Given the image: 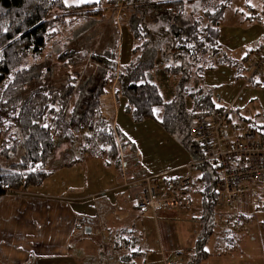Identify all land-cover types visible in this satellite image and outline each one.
Masks as SVG:
<instances>
[{"label": "trees", "instance_id": "trees-1", "mask_svg": "<svg viewBox=\"0 0 264 264\" xmlns=\"http://www.w3.org/2000/svg\"><path fill=\"white\" fill-rule=\"evenodd\" d=\"M66 1L0 0V73L7 85L1 103L11 123L6 133L9 140L0 149V197L6 192L22 193L40 187L50 173L35 172L33 167H42L63 142L71 144L73 153L79 144L83 151L90 150L92 157H105L108 164L120 168V152L135 148L103 117L102 96L108 88L113 87L117 101L125 99L126 112L135 122L153 120L168 134L179 130L188 138L197 117L226 110L216 108L211 96L201 89L194 94L184 90L189 72L194 69L202 77L203 67L189 68L181 77L183 83L177 95L168 102L148 78L159 55L179 59L181 65L165 68L166 73L175 75H182L202 58L206 61L212 54L216 57L220 26L233 0H124V6L129 3L126 7L139 17L137 24L130 26L135 42L130 63L118 64L116 45L102 52L66 49L57 55L58 64L69 67L87 62L97 68V73L84 80L80 73H68L64 83L55 86L45 82L37 64L28 61L39 59L56 36L58 25L93 19L102 12L100 4L71 6ZM253 1L264 4V0ZM107 3L119 5V0ZM53 11L61 13L54 15ZM151 16L157 17L154 26L146 20ZM247 60L248 55L241 67L246 68ZM248 78L251 81L253 77ZM190 98L189 110L186 102ZM250 127L263 134L260 129ZM190 143L199 158L198 148ZM196 173L189 193L195 192L199 197L203 230L196 238L188 264H198L209 255L206 247L214 233L220 200L218 169L202 162Z\"/></svg>", "mask_w": 264, "mask_h": 264}, {"label": "rangeland", "instance_id": "rangeland-1", "mask_svg": "<svg viewBox=\"0 0 264 264\" xmlns=\"http://www.w3.org/2000/svg\"><path fill=\"white\" fill-rule=\"evenodd\" d=\"M103 1H97L102 11L100 16L58 25L56 36L48 42L39 59L28 61L29 64L35 63L42 69L45 82L60 86L68 73H80L83 80L97 73V68L87 62L69 67L58 64L57 55L66 49L102 52L105 48L116 45L118 64L125 66L130 63L131 51L135 45L130 26L134 27L139 17L126 7L127 4L129 5L127 2L121 7L118 4L108 5L107 1ZM88 2L89 0L66 1L67 5L71 6H80ZM60 13L52 12L54 15ZM254 14L257 16L254 17ZM251 16L254 18L252 19ZM156 18L151 16L146 20L150 26H154L157 22ZM263 36V5L253 0H233L225 11L224 22L220 27V48L216 57L212 54L206 61L202 58L196 65L182 72V75H175L166 73L165 68L171 69L181 65L179 59L174 60L170 55L164 57L159 55L155 68L149 72L148 80L157 86L163 99L168 102L177 95L178 87L183 83L181 77L187 74L189 68L203 67L205 71L202 77H198L199 71L194 69L192 70L194 72H189L190 76L183 85L187 94H194L201 89L202 93L211 96L216 108L231 107L234 114L250 126L260 129L264 134V69L248 81L252 72L251 69L248 71L251 52L264 45ZM246 55L248 60L245 68L241 67V64ZM116 100L113 87L108 88L102 96L101 111L114 130L122 132L134 145V151L128 148L120 152L121 166L137 165L138 172L143 173L144 176H154L153 174L157 172L178 170L184 164L198 161V156L185 133L178 130L174 134H168L153 120L135 122L126 112L125 99L119 98L118 103H114ZM186 107L189 110L192 108L191 98L187 100ZM79 146L78 144L74 153H76L75 159L80 163L73 164L72 158L69 166H59L60 168L53 170L43 182L50 181L49 185H46L45 190L42 191L84 199L74 203L73 207L77 212L83 209L88 217L95 220L98 227L96 231L100 237L99 244L103 250H106L109 248L106 241L108 233L127 228L129 224L135 223L140 213L129 203L128 208L113 207L106 212L93 209L95 200L112 199L116 194L114 190L120 188L118 186L121 185V175L117 168L108 164L105 157L94 158L90 150L85 152ZM119 192L123 191L119 190ZM218 207L226 209L222 204ZM129 228L132 229L130 226ZM87 230L89 227H83L81 230L86 237Z\"/></svg>", "mask_w": 264, "mask_h": 264}, {"label": "crops", "instance_id": "crops-1", "mask_svg": "<svg viewBox=\"0 0 264 264\" xmlns=\"http://www.w3.org/2000/svg\"><path fill=\"white\" fill-rule=\"evenodd\" d=\"M92 1L83 5L99 4L98 0ZM69 153L76 164V153L72 149ZM186 165L153 175L165 187L184 174ZM59 166L52 171L62 167ZM117 169L122 180L120 188L114 190L116 194L111 200H95L93 209L106 212L113 207L128 208V203L134 207L127 198L124 183L144 174L138 172L137 165ZM49 182L22 193L6 192L0 197V264H188L196 238L203 230L200 200L195 192L188 194L189 209L153 212L134 207L140 213L136 224H129L132 229L127 226L109 232L106 240L109 248L103 250L95 220L83 209L77 212L73 207L84 199L42 191ZM260 210L256 201L241 214L217 206L210 248L206 247L209 255L198 264H264V211ZM83 227H89L87 237L81 231Z\"/></svg>", "mask_w": 264, "mask_h": 264}, {"label": "built area", "instance_id": "built-area-1", "mask_svg": "<svg viewBox=\"0 0 264 264\" xmlns=\"http://www.w3.org/2000/svg\"><path fill=\"white\" fill-rule=\"evenodd\" d=\"M122 5L124 0H119V6ZM251 56L248 71L251 69L249 76L255 77L264 69V46L255 49ZM6 86L0 73V149L9 140L6 133L11 124L1 103ZM189 139L201 155L197 162L186 165L184 174L168 186H162L156 176H143L124 183L127 198L136 209L153 212L179 207L189 209L188 193L195 184L196 167L209 162L219 172L218 205L241 214L247 205L256 201L258 209L264 211V134L238 121L229 107L222 113L197 117ZM70 150L69 142L59 143L50 160L42 167H33V171L50 172L54 165L67 166L72 161Z\"/></svg>", "mask_w": 264, "mask_h": 264}, {"label": "bare ground", "instance_id": "bare-ground-1", "mask_svg": "<svg viewBox=\"0 0 264 264\" xmlns=\"http://www.w3.org/2000/svg\"><path fill=\"white\" fill-rule=\"evenodd\" d=\"M9 193V192H8ZM12 194V193H11Z\"/></svg>", "mask_w": 264, "mask_h": 264}]
</instances>
